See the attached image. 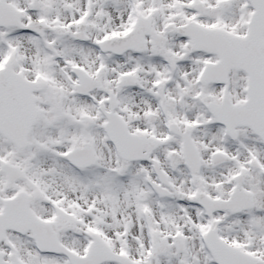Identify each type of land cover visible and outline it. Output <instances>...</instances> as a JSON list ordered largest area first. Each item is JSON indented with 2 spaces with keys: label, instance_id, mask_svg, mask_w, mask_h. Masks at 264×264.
I'll return each instance as SVG.
<instances>
[{
  "label": "snow or ice",
  "instance_id": "6c2138e0",
  "mask_svg": "<svg viewBox=\"0 0 264 264\" xmlns=\"http://www.w3.org/2000/svg\"><path fill=\"white\" fill-rule=\"evenodd\" d=\"M0 264H264V0H0Z\"/></svg>",
  "mask_w": 264,
  "mask_h": 264
}]
</instances>
